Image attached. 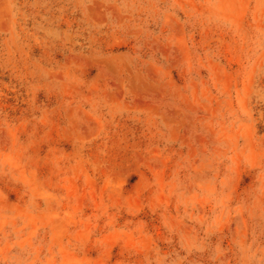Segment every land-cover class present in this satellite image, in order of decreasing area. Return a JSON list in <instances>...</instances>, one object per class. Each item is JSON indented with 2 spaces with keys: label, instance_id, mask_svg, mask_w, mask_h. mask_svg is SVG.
<instances>
[{
  "label": "rangeland",
  "instance_id": "1",
  "mask_svg": "<svg viewBox=\"0 0 264 264\" xmlns=\"http://www.w3.org/2000/svg\"><path fill=\"white\" fill-rule=\"evenodd\" d=\"M0 264H264V0H0Z\"/></svg>",
  "mask_w": 264,
  "mask_h": 264
}]
</instances>
